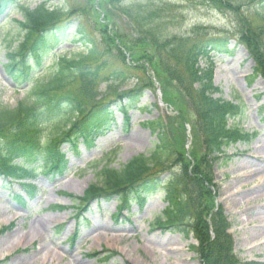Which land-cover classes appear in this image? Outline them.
<instances>
[{
	"label": "rangeland",
	"instance_id": "obj_1",
	"mask_svg": "<svg viewBox=\"0 0 264 264\" xmlns=\"http://www.w3.org/2000/svg\"><path fill=\"white\" fill-rule=\"evenodd\" d=\"M262 1L231 0L219 10L206 0H20L19 6L28 9L45 2L72 9L70 26L84 34L100 54L95 64L107 62L100 75L104 81H95L91 92L76 81L55 97L94 101V92H105L109 84L105 79L111 70L121 74L118 82L107 79L115 90L112 97L150 82L137 108L128 112L127 122L116 111L117 104L110 105L115 111L114 124L110 132L94 141L93 147L80 142L72 150L62 145L67 171L53 176L39 170L28 179L26 182L38 190L33 199H28L22 189L24 181L10 182L0 177V264H201L189 248L195 245L192 237H184L181 230L151 226L166 207L161 193L150 196L141 209L133 205L118 219L112 216L116 200L92 203L81 211L82 215L77 210L78 199L96 181L97 167L111 159L112 167L119 169L154 148L156 137L143 126L147 122L158 120L165 130V141L173 147L174 154L163 168L166 173L175 172L181 164L190 174L192 160H202L205 154L196 111L199 84L195 76L201 81L211 78L217 89L211 98L242 103L246 113L239 125L250 133L257 132V136L249 145L229 148L227 157L212 163L211 184L203 185L207 195L199 197L193 183L189 188L186 185L198 210L194 218L199 214L196 223L206 224L212 238L211 224L217 222L229 236L240 264H264ZM22 21L18 6L0 15V106L8 108L22 101L29 89V84L16 83L4 69L6 55L17 48L23 36L17 24ZM218 38L227 40L230 54L213 55L210 66L199 59L186 68L185 54L191 45ZM119 42L128 43V49L132 46L133 54L120 48ZM82 50L80 41L69 38L44 64L50 68L58 56L70 58ZM257 67L258 74L254 71ZM42 131L47 137L55 131L54 124L43 125ZM136 135L139 140H135ZM112 152L114 156L109 155ZM163 172L161 179L166 178Z\"/></svg>",
	"mask_w": 264,
	"mask_h": 264
},
{
	"label": "trees",
	"instance_id": "obj_2",
	"mask_svg": "<svg viewBox=\"0 0 264 264\" xmlns=\"http://www.w3.org/2000/svg\"><path fill=\"white\" fill-rule=\"evenodd\" d=\"M50 1L53 0H47ZM206 1L219 10L225 8L224 4L232 3L231 0ZM19 2L20 0H0V15L9 8L18 6L23 18L22 22H17L23 36L17 48L6 55L5 72L16 83L28 82L30 85L23 100L14 108L0 106V177L11 181L31 179L39 170L47 171L53 176L61 175L66 170L61 146L67 144L70 149L76 150L81 141L88 148L91 147L93 141L110 131L114 124L115 111L110 109L113 103L117 104L116 111L127 122L128 112L137 108L142 91L150 82L144 87L112 97L115 90L111 89V80L120 81L121 74L111 70L105 79V84L109 83L105 92H94V101L91 99L89 102H79L64 96L55 97L54 95L76 81L91 92L95 81L99 78L103 80L100 75L106 69L107 62L104 60L95 64L100 54L90 41H86L84 34L74 31L70 26L72 9L61 5L48 6L47 2L28 9L19 6ZM260 5H264V0ZM261 16L264 21V14ZM69 38L80 41L83 50L70 58L58 56L57 62L47 68L44 64L46 59L58 47L67 43ZM127 44L119 42L118 46L126 50ZM129 47L131 49L127 50L132 53L133 48ZM216 54H230L226 39L194 43L185 54L184 65L188 68L200 59L210 66L212 57ZM259 70L257 67L254 71L258 74ZM46 72L44 78H38ZM109 78L111 80L107 82ZM194 79L199 84L196 111L202 127L205 154L202 160H192L194 167L190 174L181 164H177L175 172L166 173L163 168L174 154L173 147L165 141V130L158 120L147 122L143 126L149 128L156 137L154 148L147 155L133 157L119 169L112 167L111 159L97 167L94 170L96 181L78 199L77 210H83L92 202L115 199L117 208L113 217L119 218L124 211L129 212L133 205L141 208L150 196L161 193L166 208L153 221L152 227L181 230L184 237H192L196 245L189 248L199 257L201 264H240L233 255L229 236L220 230L217 222L211 224L214 238L208 235L206 224L201 226L200 221L196 223L199 214L196 218L194 215L198 210L186 185L188 187L193 183L199 190V197L207 195V192L203 193V185L211 184L212 163L227 157L225 155L229 148L237 144L248 145L256 133L250 134L240 127L239 123L245 118V109L241 103L211 98L217 92L212 86L211 78L201 81L195 76ZM47 123L54 124L55 131L44 138L43 125ZM109 155L114 156L115 152ZM161 172L165 173V179L160 178L163 175ZM21 186L30 197L37 194L34 186ZM55 209L63 210L57 206Z\"/></svg>",
	"mask_w": 264,
	"mask_h": 264
},
{
	"label": "bare ground",
	"instance_id": "obj_3",
	"mask_svg": "<svg viewBox=\"0 0 264 264\" xmlns=\"http://www.w3.org/2000/svg\"><path fill=\"white\" fill-rule=\"evenodd\" d=\"M139 138H140L139 135H136V136H135V140H139ZM98 237H99V236H97V238H96L95 240L98 241V240H99Z\"/></svg>",
	"mask_w": 264,
	"mask_h": 264
}]
</instances>
